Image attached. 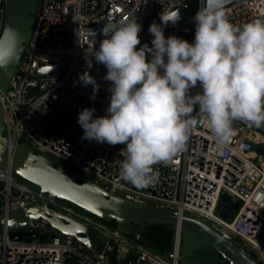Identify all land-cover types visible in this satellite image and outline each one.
I'll use <instances>...</instances> for the list:
<instances>
[{
	"label": "built area",
	"instance_id": "1",
	"mask_svg": "<svg viewBox=\"0 0 264 264\" xmlns=\"http://www.w3.org/2000/svg\"><path fill=\"white\" fill-rule=\"evenodd\" d=\"M188 1L36 0L29 43L4 93L3 134L27 144L35 153L50 158L54 165L81 174L111 194L204 218L243 243L246 250L264 264V168L258 164L260 154L254 150V143L261 139V134L253 130L264 132V126L234 121L227 147L218 148L207 120L198 109L194 110L191 118L197 123L185 150L170 164L154 165L158 173L154 185L137 188L119 175V163L124 159L120 150L125 146L84 140L83 130L77 123L81 109L94 108V116L105 115L109 104L107 89L110 82L102 79L107 69L94 59L92 67L88 68L86 60H81L82 57L92 58L93 50L98 49L104 38L100 29L134 13L142 25L139 33L141 45L148 43L151 46L149 24L157 23L161 15ZM196 1L198 11L201 0ZM5 3L6 0H0V32L5 24ZM227 8L230 10L229 19L238 26L264 18V0H241ZM164 35H175L192 42L194 20ZM59 63L63 64L52 71H40V67ZM83 71H88L99 85L94 99H90L92 85L84 86L79 81V74ZM29 86L33 90L26 97ZM199 90L197 85L191 91L195 94ZM12 174L9 164L0 167L2 215L7 216L34 203L46 204L95 229L107 241L113 239L119 263L180 264L181 241L177 227L173 226L172 253L168 256L116 227H109L100 218L94 219L75 211L62 203L63 199L41 191L36 185L33 188L16 182ZM221 194H227L230 203L237 204L232 217H221L216 213L223 205ZM227 210L231 212V209ZM18 230L45 237L12 238L11 233ZM12 232L0 233V264H108L104 253L87 249L73 235L51 227L45 218L30 221Z\"/></svg>",
	"mask_w": 264,
	"mask_h": 264
},
{
	"label": "clouds",
	"instance_id": "2",
	"mask_svg": "<svg viewBox=\"0 0 264 264\" xmlns=\"http://www.w3.org/2000/svg\"><path fill=\"white\" fill-rule=\"evenodd\" d=\"M227 3L201 0L192 42L164 35V26L179 19L178 10L149 24L151 46L141 45L142 25L134 13L100 29L104 38L90 57L107 69L102 79L110 82L109 104L105 115L81 109L77 123L84 140L125 146L119 175L137 188L154 185V165L170 164L185 150L197 123L194 110L207 120L218 148L227 147L234 121L264 126V18L238 26ZM22 40L14 27L3 28L0 68L18 58ZM86 64L91 68L92 59ZM79 81L92 85L94 99L95 78L83 71Z\"/></svg>",
	"mask_w": 264,
	"mask_h": 264
},
{
	"label": "water",
	"instance_id": "3",
	"mask_svg": "<svg viewBox=\"0 0 264 264\" xmlns=\"http://www.w3.org/2000/svg\"><path fill=\"white\" fill-rule=\"evenodd\" d=\"M241 0H228L227 6ZM36 0H6L5 24L18 30L23 40L18 58L7 68H0V167L10 165L17 176L38 186L49 195L66 200L86 212L104 220L114 221L117 230L136 239L148 247L170 256L172 251L158 245L153 239L141 233L134 224H165L178 228L180 235L179 263L180 264H258L244 244L227 234L212 222L193 215L189 212L178 213L176 210L140 204L114 195L95 184L90 179L54 162L43 155L35 153L27 144L18 142L15 138L9 139L3 134V100L9 79L22 61V54L27 47L36 15ZM179 12V19L175 24L168 22L164 26V33L180 27L193 20L197 12V1L190 0L172 12ZM172 12L164 15H170ZM161 23V19L157 24ZM82 57L81 60H86ZM94 59V58H88ZM63 63L53 66L40 67V71H52ZM33 90L27 87L26 97ZM221 202H230L227 194H221ZM235 205L237 208V204ZM234 208V209H236ZM229 217L230 212H224ZM39 218L47 219L49 225L63 234L73 235L87 249L104 253L108 264H119L116 245L113 239L106 237L90 226L74 218L59 213L46 204L34 203L10 212L7 216L0 211V233L12 232L16 228L28 224ZM30 240L38 236L44 239L43 234L23 232L11 233L12 238Z\"/></svg>",
	"mask_w": 264,
	"mask_h": 264
},
{
	"label": "trees",
	"instance_id": "4",
	"mask_svg": "<svg viewBox=\"0 0 264 264\" xmlns=\"http://www.w3.org/2000/svg\"><path fill=\"white\" fill-rule=\"evenodd\" d=\"M111 226H116L115 222L106 221ZM134 226L143 234H145L148 238L153 239L158 245L165 247L166 249H170L172 247V240L174 236V227L168 226L165 224H147L143 223L141 228H138L137 224ZM252 257L257 261L258 264H262L254 254H251ZM119 264H122L121 262ZM224 264H228L224 262Z\"/></svg>",
	"mask_w": 264,
	"mask_h": 264
},
{
	"label": "rangeland",
	"instance_id": "5",
	"mask_svg": "<svg viewBox=\"0 0 264 264\" xmlns=\"http://www.w3.org/2000/svg\"><path fill=\"white\" fill-rule=\"evenodd\" d=\"M253 130L258 131L261 134V139L254 143V150L256 151L257 154L263 155L262 157H264V132L261 130H258L256 128ZM55 163L58 164V161L56 160ZM12 176L14 177L16 182L28 185V186L33 187V188H36V186L34 184H32V183L28 182L27 180L17 176L16 174L13 173ZM61 202L67 206H70L71 208H73L77 212H80L82 214H87L94 219H98V217H96L90 213L85 212L84 210L78 208L77 206H75L71 203H68L64 200H61ZM234 208H236L235 205H232L230 202H224L223 205H221V208L216 211V213H217V215H219L221 217H226L224 212L227 211V209H231L230 216L232 217L236 212V210ZM107 225L111 228L115 227V226L109 225L108 223H107ZM137 225H138V228L142 227V224H137ZM168 226L172 227V225H168Z\"/></svg>",
	"mask_w": 264,
	"mask_h": 264
},
{
	"label": "crops",
	"instance_id": "6",
	"mask_svg": "<svg viewBox=\"0 0 264 264\" xmlns=\"http://www.w3.org/2000/svg\"><path fill=\"white\" fill-rule=\"evenodd\" d=\"M258 161L260 164L264 165V157H259Z\"/></svg>",
	"mask_w": 264,
	"mask_h": 264
},
{
	"label": "bare ground",
	"instance_id": "7",
	"mask_svg": "<svg viewBox=\"0 0 264 264\" xmlns=\"http://www.w3.org/2000/svg\"><path fill=\"white\" fill-rule=\"evenodd\" d=\"M262 156H263V155H260L259 157H262ZM259 157H258V158H259ZM258 164H259L262 168H264V165L260 164L259 161H258Z\"/></svg>",
	"mask_w": 264,
	"mask_h": 264
}]
</instances>
